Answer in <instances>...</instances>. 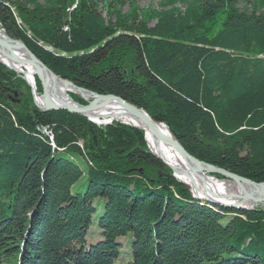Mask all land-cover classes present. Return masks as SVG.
Masks as SVG:
<instances>
[{
    "label": "trees",
    "instance_id": "obj_1",
    "mask_svg": "<svg viewBox=\"0 0 264 264\" xmlns=\"http://www.w3.org/2000/svg\"><path fill=\"white\" fill-rule=\"evenodd\" d=\"M124 2L106 18L92 0H0V26L198 160L264 181V0H171L144 22ZM0 264H264V207L194 198L142 129L42 111L0 63Z\"/></svg>",
    "mask_w": 264,
    "mask_h": 264
},
{
    "label": "water",
    "instance_id": "obj_2",
    "mask_svg": "<svg viewBox=\"0 0 264 264\" xmlns=\"http://www.w3.org/2000/svg\"><path fill=\"white\" fill-rule=\"evenodd\" d=\"M16 41H18L20 43L21 47L26 49L30 60L21 61V59H19V58L16 59L14 57V55H13V46L14 45L13 44H16L17 43ZM0 53H1L2 57L5 58L7 61L15 63V66H18L22 69L27 68L29 66H33L34 68H36L38 70L36 72V75L38 77V80H39L40 86H41L40 96L43 99V105L40 106L39 104L36 103V100H35V106L37 108H39L43 111L65 110V111H68L71 113L80 114V115L88 118L90 121H92L88 117V112H90V111H92V109H94V106L96 105L94 103L96 101L103 100L104 103L109 102V101H113L127 115H130V116L138 119L142 123L143 127L145 129H148L149 132L153 136H155L157 139L161 140L163 143H165L167 146H169L179 156L186 159L190 163V165L193 167L194 171H196L198 174H200L201 176H209V177L215 178L217 180L221 178L220 179L221 181H225V182L229 181V182H234L235 184H237V186L241 189L242 194H243L242 197H239L237 199L238 202L241 203L242 201H245L248 198H252L254 201V206L249 207V208L256 207L258 204H264V196L262 195V194H264V181L248 179V178H245L243 176L232 173L226 169H223V168L217 167L215 165H212V164L198 160L197 158H195L193 155H191L190 153H188L184 149V147L176 140V138L171 134V132L169 130H168L169 136L162 134L160 132L158 126H157L158 123L156 121H154L144 110L136 107L135 105H133L131 103H128L127 101H125L124 99H122L118 96H115L112 94H98L96 92L78 87V86L74 85L71 81L57 76L41 60H39L26 47V45L20 40H15V39H12L8 36L2 37V39L0 38ZM6 66L9 69H12L16 73L20 74L22 76V78H24V80L27 81V83H29V85L31 86V91H32L33 95L36 96V94H35L36 88L34 85L30 84V82L28 81V79L26 77L23 76L24 72L21 69L19 70V69L15 68L14 65L12 66V65L8 64ZM41 73L42 74H45V73L49 74L52 81H54L55 79H58L61 82L67 83L73 89L72 92L75 94H78L80 96V98H82V99H85L84 92H86L88 95L92 96V100L87 101V103L84 105L78 104V103H75L74 105H68V104L54 105V104L50 103L48 101V92L46 91V84H45L46 79H45V76L41 75ZM92 122L95 124H101V123H96L95 121H92ZM144 128H141V129H144ZM145 139H146V137H145ZM151 153L156 158H158L163 164H165L168 168H170L173 172V175L175 174L172 166L169 163H167L161 156L156 155L152 151H151ZM186 186L188 187V185H186ZM245 187L250 189L251 192H256L255 189H257V188H261L263 190L261 191L260 194L250 193V192L248 193V191L245 190ZM190 191L192 192L193 197L198 199V200H204V201H207V202H210V203L222 206V207H228V208H234V209H246V208H248V207L241 206V204H237V203H222V202H218L216 200H212L209 198L199 197L198 195L194 194L191 189H190Z\"/></svg>",
    "mask_w": 264,
    "mask_h": 264
},
{
    "label": "bare ground",
    "instance_id": "obj_3",
    "mask_svg": "<svg viewBox=\"0 0 264 264\" xmlns=\"http://www.w3.org/2000/svg\"><path fill=\"white\" fill-rule=\"evenodd\" d=\"M5 36H6L5 34L0 32L1 39L2 37ZM16 42H17L16 44H13L14 57L16 59L18 58L21 59V61L30 60L26 49L21 47L18 41ZM0 63H3L5 66L8 64L12 66L14 65L15 68L19 70L21 69L24 72L23 76L28 79L31 85H34L36 87L34 77L35 76L37 77L36 72L38 70L33 66H29L27 68L22 69L18 66H15V63L9 62L5 58H3L1 53H0ZM41 75L45 76L46 79L45 80L46 91L48 92V101L50 103L54 105L75 104V102L72 101V99L69 97V94H67L68 92L73 91L70 85L61 82L58 79L52 81L49 74L41 73ZM84 96H85L84 100L87 101L92 100V96L88 95L86 92H84ZM36 103L39 104L40 106L43 105L42 97L37 94H36ZM94 104L96 105L94 106V109H92V111L88 112V117L92 121H95L96 123L103 124L109 121L118 120L120 122L135 126L140 129L144 128L142 123L138 119L130 115H127L113 101L104 103L103 100H98ZM157 123L160 132L162 134L169 136V131H168L169 129L166 127V125L160 122ZM142 130L145 132L148 148L153 153L161 156L167 163H169L174 170L175 173L174 176L181 182L182 181L185 182L188 185V187L193 191L194 194L198 195L199 197L209 198L222 203H237V204H241V206L244 207L254 206V201L252 198H248L245 201H242L241 203L237 201V199L239 197H242L243 195L241 189L237 186V184H235L234 182H229V181L225 182V181L217 180L209 176H201L196 171H194L193 167L186 159L179 156L169 146H167L161 140L153 136L148 129L144 128ZM245 190L248 191V193L250 192V193L260 194L263 189L257 188L255 189L256 192H251L250 189L245 187ZM262 195L264 196V194Z\"/></svg>",
    "mask_w": 264,
    "mask_h": 264
},
{
    "label": "rangeland",
    "instance_id": "obj_4",
    "mask_svg": "<svg viewBox=\"0 0 264 264\" xmlns=\"http://www.w3.org/2000/svg\"><path fill=\"white\" fill-rule=\"evenodd\" d=\"M3 1H5V2H9V3H11V2H13L14 0H3ZM92 1H96L97 2V4L99 5V9L102 11V15H103V17H106L107 18V15H106V12H105V5H106V3H107V1L108 0H92ZM124 1V0H123ZM170 2L171 0H125V2H124V6L122 7V10H123V12H128L129 10H131V9H133V7L135 8V10H136V12H137V15H138V17H139V21H141V22H144V21H142L141 19H146V18H150L149 16L150 15H148L149 13L151 14V12L152 11H158L159 9H161V7H163L164 5H165V3L166 2ZM167 2V3H168ZM132 4V5H131ZM239 4H240V6L241 7H245L246 5L244 4V3H242L241 1L239 2ZM177 6H178V4H177ZM154 22H149L148 23V25L149 26H151L152 24H153ZM218 25V23L217 24H213V26L214 27H216ZM0 32H2L3 34H5L6 36H8V37H10L9 35H7L6 33H5V31L2 29V27L0 26ZM10 38H12V39H15V40H18V39H16V38H13V37H10ZM3 64V63H2ZM4 65V64H3ZM18 74V73H17ZM21 78H22V76L20 75V74H18ZM36 77V76H35ZM35 77H34V79H35ZM22 79H24V78H22ZM26 83H27V81H25ZM37 83H38V85L36 84V81H35V84H36V89H35V91H36V93L35 94H37V95H40L41 94V86H40V82H39V80H37ZM27 85H28V87L30 88V91H31V86L29 85V83H27ZM37 87H38V89H37ZM40 89V90H39ZM39 91V92H38ZM67 94H69V97L72 99V101H74L75 103H78L77 101H75V99L73 98L74 96H77V97H79L80 98V96L78 95V94H75V93H73V92H68ZM31 95H32V101H33V103H34V105H35V100H36V96L35 95H33V93H32V91H31ZM82 99V98H81ZM84 100V99H83ZM86 102H87V100H85ZM79 104V103H78ZM88 119V118H87ZM89 120V119H88ZM90 121V120H89ZM92 122V121H91ZM112 122H120V121H109V122H106V123H103V124H97V125H109V124H111ZM121 123H123V122H121ZM124 124H126V123H124ZM41 132L44 134V135H48V136H50V138H52V135H51V133H50V130H48V128L46 127V128H43L42 130H41ZM145 133V132H144ZM146 140V139H145ZM52 144V143H51ZM146 145H148L147 144V142H146ZM52 146H54L53 144H52ZM221 179V178H220ZM220 179H218V180H220ZM83 181V178L82 179H80V181H78V183H81ZM183 182V181H182ZM185 183V182H184ZM186 184V183H185ZM187 185V184H186ZM201 201H204V200H201ZM213 204V203H212ZM216 205V204H215ZM257 206H261V207H264V204H258ZM256 206V207H257ZM250 207H252V206H250ZM253 208H255V207H253ZM253 208H249L248 207V209H253ZM247 209V210H248ZM246 210V209H245Z\"/></svg>",
    "mask_w": 264,
    "mask_h": 264
}]
</instances>
